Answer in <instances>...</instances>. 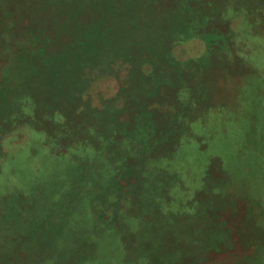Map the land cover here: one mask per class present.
Listing matches in <instances>:
<instances>
[{"label": "rangeland", "instance_id": "374dc122", "mask_svg": "<svg viewBox=\"0 0 264 264\" xmlns=\"http://www.w3.org/2000/svg\"><path fill=\"white\" fill-rule=\"evenodd\" d=\"M197 1L45 109L27 60L69 40L0 0V264H264V0Z\"/></svg>", "mask_w": 264, "mask_h": 264}, {"label": "trees", "instance_id": "16d2710c", "mask_svg": "<svg viewBox=\"0 0 264 264\" xmlns=\"http://www.w3.org/2000/svg\"><path fill=\"white\" fill-rule=\"evenodd\" d=\"M42 1L45 10L49 9L50 11L47 14L51 30L54 32L53 37H64V39L69 40V42H62L63 45L59 48L60 54L41 57L31 55V58L27 60L28 63L32 61L38 63L36 72L27 73V77L29 81H33V87H37V89H30L32 90L31 94L35 93L40 106L45 109H48L50 105H61L57 97L65 92L62 86H59L65 78L71 80L75 72L77 77L82 78L83 71L97 63L99 64V62H102L101 65H104L108 70L111 67V60L117 57L115 54L119 49L121 53V50H125L124 48L127 47L128 49L132 46L145 47L157 55L161 63L164 62L161 60L162 57L159 52H162L165 47L167 48L166 41L170 32L173 31V28H177L180 21L179 16L183 15L189 8L187 0H176L179 8L172 12L161 11L158 8V0L156 6L152 0L154 7L147 3L150 0ZM202 5L203 2L199 3V6L204 7ZM208 6L214 7L210 4ZM162 21L166 23L167 30H153V27H157V23ZM146 27H148V31H146ZM30 35L39 41H43V37L35 33H29L27 37ZM23 37L21 38L25 39ZM50 39L53 38L49 37L48 40L50 41ZM68 58L72 60L75 66L72 74H68ZM109 73L112 74V71ZM24 78V75H17L19 82H22ZM27 91L29 90H25L22 94L18 93V95L22 96ZM72 93L73 91H69L65 95L71 96ZM53 96H55L54 99ZM79 106L80 110L83 109L81 104ZM66 107L70 109V105ZM59 109L60 107L55 109L52 114L53 118L60 120L61 123V120L64 119L62 116L64 113ZM55 112L58 115H55Z\"/></svg>", "mask_w": 264, "mask_h": 264}]
</instances>
